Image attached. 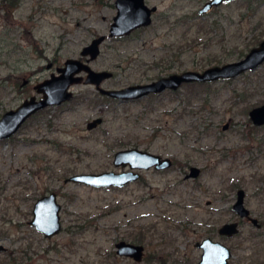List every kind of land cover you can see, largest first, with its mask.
Masks as SVG:
<instances>
[{"label": "rangeland", "instance_id": "rangeland-1", "mask_svg": "<svg viewBox=\"0 0 264 264\" xmlns=\"http://www.w3.org/2000/svg\"><path fill=\"white\" fill-rule=\"evenodd\" d=\"M205 1L146 0L157 6L152 22L115 38L114 0H17L10 7L0 0V116L100 34L106 38L90 65L113 72L102 82L107 88L236 60L264 38V0L224 1L199 14ZM69 88L72 98L0 140V264H196L202 249L195 242L207 235L231 248L228 264H264V124L248 114L264 102V61L231 80L182 83L127 103L92 84ZM98 116L102 121L87 128ZM127 147L169 156L173 164L140 170L138 180L121 187L64 181L126 169L113 156ZM190 165L201 173L184 178ZM238 188L260 226L231 208ZM51 190L62 228L46 236L29 220L36 198ZM234 220L236 235L217 233ZM136 234L141 242L133 241ZM121 239L143 244V259L117 254Z\"/></svg>", "mask_w": 264, "mask_h": 264}, {"label": "water", "instance_id": "water-1", "mask_svg": "<svg viewBox=\"0 0 264 264\" xmlns=\"http://www.w3.org/2000/svg\"><path fill=\"white\" fill-rule=\"evenodd\" d=\"M230 0H206L198 9L202 14L212 6H217ZM116 13L109 27V36H122L132 30L147 26L152 21V14L156 11V5H148L146 0H114ZM106 38L105 34L92 37L89 43L81 49L80 57H67L63 65L57 67L58 73H51L49 77L37 82L35 89L42 95L37 98L32 95L22 100L15 108H10L0 116V139L11 136L31 114L47 105L59 104L69 100L73 91L70 85L74 83L93 84L101 93L119 101L137 99L149 93L161 92L165 89L176 90L183 82H208L219 78H231L246 70L255 69L264 61V38L255 46H252L243 57L221 64H213L202 70L185 69L181 72H172L159 76L147 82H137L116 88L102 86V82L112 77L113 72L108 69H94L90 61L96 58L100 52V43ZM249 117L254 124H264V102L249 110ZM102 121L98 116L87 122V128H93ZM226 121L222 127L228 125ZM173 161L169 156L151 152L138 147L121 148L114 153L113 164L126 167L119 172L105 170L101 172H79L65 177L64 181L84 183L94 187L123 186L140 178L141 169L168 168ZM199 174L197 166H191L185 177H196ZM245 190L238 188L236 198L231 208L240 216L247 217L254 225L260 226L258 218L250 214V209L244 204ZM61 204L57 199V193L50 191L39 196L32 207V217L29 223L39 229L44 235L52 236L60 231ZM238 221H227L218 227L220 234L231 236L237 233ZM196 245L202 252L197 264H227L231 256V249L220 240L211 236H205ZM116 252L120 255L132 257L140 261L143 256L144 246L141 243H133L121 239L115 243ZM5 246L0 242V250Z\"/></svg>", "mask_w": 264, "mask_h": 264}, {"label": "flooded vegetation", "instance_id": "flooded-vegetation-1", "mask_svg": "<svg viewBox=\"0 0 264 264\" xmlns=\"http://www.w3.org/2000/svg\"><path fill=\"white\" fill-rule=\"evenodd\" d=\"M147 3V2H146ZM157 10V9H156ZM155 12V11H154ZM153 12V13H154ZM152 16H153V14H152ZM152 22V21H151ZM128 34H126V35H122V36H116L115 38H123V37H125V36H127ZM51 65V63L49 64V65H47V67L48 66H50ZM61 66V65H60ZM57 67L58 66H56V73H58V71H57ZM202 70V69H201ZM183 71V70H182ZM174 72H177V71H174ZM179 72H181V71H179ZM51 73H54V72H51ZM51 73H50V75H51ZM170 73H172V72H170ZM167 74H169V73H167ZM241 74V73H240ZM49 75V76H50ZM166 75V74H165ZM237 76V75H236ZM235 77V76H234ZM234 77H231V78H219V79H216V80H213V81H217V80H231V79H233ZM45 79V78H44ZM155 79V78H154ZM152 80V79H151ZM150 81V80H149ZM31 82V80H30V78H25L24 79V81H23V84H25V83H30ZM39 82V81H38ZM147 82V81H146ZM36 84V83H35ZM35 84H33V88H34V90H35V93H30L27 97H25V98H28V97H30V96H32V95H36V97L37 98H39L42 94L41 93H38L37 91H36V89H35ZM178 89V88H177ZM176 89V90H177ZM166 90H168V89H166ZM171 90V89H170ZM176 90H174V91H176ZM165 91V90H164ZM172 91V90H171ZM163 92V91H162ZM158 93H160V92H157V93H149V94H158ZM149 94H147V95H149ZM146 96V95H145ZM144 97V96H143ZM24 98V99H25ZM142 97H140V98H137V99H129V100H124V102L125 103H127V102H131V101H137V100H139V99H141ZM23 99V100H24ZM22 101H20L19 103H18V105L21 103ZM60 104V103H59ZM17 105V106H18ZM53 105H55V104H53ZM48 106H50V105H47V106H45V107H43V108H40L39 110H37L36 112H34L33 114H31L29 117H27L23 122H22V124L20 125V127L11 135V136H9V137H12L13 135H15V133L17 132V131H19L23 126H25V124L28 122V120L29 119H31L38 111H41L42 109H45L46 107H48ZM254 107V106H253ZM249 114V113H248ZM228 122H229V120H228ZM224 124V123H223ZM222 124V125H223ZM254 124V123H253ZM228 125H229V123H228ZM228 125H227V127H228ZM257 125V124H256ZM226 127V128H227ZM223 128V127H222ZM223 129H225V128H223ZM8 137V138H9ZM14 137V136H13ZM4 139H7V138H4ZM1 140V139H0ZM191 166H197V165H190L189 166V169H190V167ZM198 168H199V174L201 173V168L199 167V166H197ZM198 174V175H199ZM185 175H186V173L184 174V178H195V177H185ZM197 175V176H198ZM196 176V177H197ZM129 183H131V182H129ZM128 183V184H129ZM127 185V184H126ZM125 186V185H124ZM51 191H54V190H51ZM50 192V191H49ZM48 192V193H49ZM56 192V191H55ZM41 196V195H40ZM38 198V197H37ZM36 198V199H37ZM58 198V197H57ZM245 198V197H244ZM35 202V201H34ZM34 204V203H33ZM33 207V206H32ZM251 214V213H250ZM245 218H247V217H245ZM257 218V217H256ZM248 219V218H247ZM235 221V220H234ZM237 221V220H236ZM259 221V220H258ZM260 222V221H259ZM263 223V222H262ZM260 225H261V222H260ZM62 228V227H61ZM238 228H239V225H238ZM61 230V229H60ZM238 232H239V230H238ZM237 232V233H238ZM217 233L220 235V236H225V237H232V236H234V235H236L237 233H235V234H233V235H231V236H228V235H226V234H220L219 232H218V228H217ZM207 236H210V235H207ZM212 237V236H211ZM213 238V237H212ZM214 239V238H213ZM215 240H218V239H215ZM119 241V240H118ZM117 242V241H116ZM115 242V243H116ZM130 242H132V241H130ZM222 242V241H221ZM133 243H135V242H133ZM225 244V243H224ZM195 245H196V242H195ZM144 246V245H143ZM197 246V245H196ZM228 246V245H227ZM229 247V246H228ZM201 248V247H200ZM231 249V248H230ZM202 252V251H201ZM118 254V253H117ZM201 254V253H200ZM120 255V254H119ZM143 255H144V249H143ZM124 256H126V255H124ZM128 257H130V256H128ZM143 257L144 256H142V258H141V260L143 259ZM232 257V250H231V256H230V258ZM132 258V257H131ZM230 258H229V260H230ZM133 259V258H132ZM140 260V261H141ZM199 260V259H198ZM229 260H228V263H229ZM136 261V260H135ZM198 262V261H197ZM197 262H196V264H197ZM227 263V264H228Z\"/></svg>", "mask_w": 264, "mask_h": 264}, {"label": "trees", "instance_id": "trees-1", "mask_svg": "<svg viewBox=\"0 0 264 264\" xmlns=\"http://www.w3.org/2000/svg\"><path fill=\"white\" fill-rule=\"evenodd\" d=\"M3 2H7V5H8V7H10V6H14V5H16V3H17V0H2ZM203 29V28H202ZM204 30V29H203ZM256 41H258V40H256ZM161 60H163V59H161ZM156 64L158 65V66H162V65H160V63H158V62H156ZM168 66L169 65H167V68H168ZM170 67H171V65H170ZM165 68V66H162V68H161V70L162 69H164ZM193 68L194 69H198L199 67H195V66H193ZM192 68V69H193ZM159 76H161V75H158V76H156V77H159ZM212 82V81H211ZM211 82H191V83H194V84H210ZM106 97H108V98H110V99H112V100H114L112 97H109V96H107V95H105ZM205 129V128H204ZM206 130H207V127H206ZM143 235H139V234H136V235H134L133 236V241L135 240V241H142L143 240ZM164 264V263H163Z\"/></svg>", "mask_w": 264, "mask_h": 264}]
</instances>
